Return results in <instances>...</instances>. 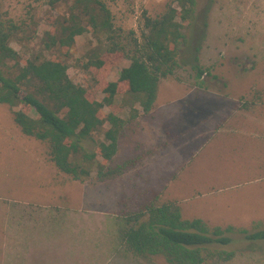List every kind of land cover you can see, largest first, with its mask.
<instances>
[{
	"label": "rangeland",
	"instance_id": "374dc122",
	"mask_svg": "<svg viewBox=\"0 0 264 264\" xmlns=\"http://www.w3.org/2000/svg\"><path fill=\"white\" fill-rule=\"evenodd\" d=\"M105 1L117 27L125 34H139L143 14L156 16L171 0ZM208 4L200 62L209 87H198L195 71L185 64L162 80L151 113L129 121L130 105L120 102L123 94L114 107L104 108L128 120L113 163L142 157L121 175L98 181L93 171L82 180L59 171L47 145L24 134L10 107L0 102V220L16 213L23 219H40L39 212L46 208H35L45 204L50 205L46 213L67 216L75 213L69 207H77L89 222L81 229L73 227L71 264H168L163 256L139 257L118 245L122 241L116 225L121 228L125 213L155 195L149 190L162 201H177L185 218L264 230V0H197V13ZM66 9L64 4L52 7L50 0H0L4 15H33L40 35L48 29L44 19ZM187 32L191 37V30ZM13 45L22 50L16 42ZM99 45L93 33L78 36L68 72L88 88L90 97L101 100L103 94L91 76L76 65L77 58H85ZM108 58L113 67L107 79L115 81L128 60ZM86 146L94 149L92 143ZM257 241L249 244L234 237L219 247L234 251L233 258H217L215 264H264V240Z\"/></svg>",
	"mask_w": 264,
	"mask_h": 264
},
{
	"label": "trees",
	"instance_id": "16d2710c",
	"mask_svg": "<svg viewBox=\"0 0 264 264\" xmlns=\"http://www.w3.org/2000/svg\"><path fill=\"white\" fill-rule=\"evenodd\" d=\"M50 4L54 8L64 4L67 9L48 15L44 19L48 29L41 35L33 15L22 19L0 13V102L10 107L24 134L47 145L49 159L59 171L82 180L93 171L98 181L121 175L142 157L113 163L128 120L116 110L105 113L104 108L114 107L123 94L120 102L130 105L129 121L151 113L162 80L185 64L195 71L196 85L207 89L200 52L210 4L197 13V0H171L162 13L143 14L139 34L134 30L125 34L117 27L105 0H50ZM85 33L96 36L103 52L95 49L77 58L76 65L91 76L103 94L101 100L90 97L88 88L68 72L77 37ZM108 55L128 60L115 81L107 79L113 67ZM88 143L94 149H88ZM149 191L155 195L125 213L119 228L121 243L135 256H163L168 264H215L217 258H233L234 251L219 247L236 236L264 240V230L184 218L177 201H162Z\"/></svg>",
	"mask_w": 264,
	"mask_h": 264
},
{
	"label": "crops",
	"instance_id": "0c3cea01",
	"mask_svg": "<svg viewBox=\"0 0 264 264\" xmlns=\"http://www.w3.org/2000/svg\"><path fill=\"white\" fill-rule=\"evenodd\" d=\"M42 208L46 211H40V217H37L40 219L37 220L33 217L23 219L20 213H16L14 218L0 220V264H71L73 227L77 225L81 229L89 219L76 212L77 207H69L75 211L70 216L46 213L50 208L46 204L37 206L35 210ZM116 233H119L118 225ZM256 242L249 241V244ZM118 245L125 249L123 244Z\"/></svg>",
	"mask_w": 264,
	"mask_h": 264
}]
</instances>
